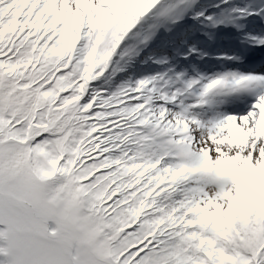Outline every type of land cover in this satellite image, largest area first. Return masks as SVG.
<instances>
[{"label":"snow or ice","instance_id":"1","mask_svg":"<svg viewBox=\"0 0 264 264\" xmlns=\"http://www.w3.org/2000/svg\"><path fill=\"white\" fill-rule=\"evenodd\" d=\"M0 264H264V0H0Z\"/></svg>","mask_w":264,"mask_h":264}]
</instances>
